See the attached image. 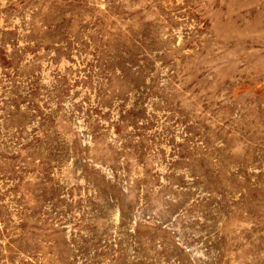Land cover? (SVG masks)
<instances>
[{
    "label": "rangeland",
    "instance_id": "1",
    "mask_svg": "<svg viewBox=\"0 0 264 264\" xmlns=\"http://www.w3.org/2000/svg\"><path fill=\"white\" fill-rule=\"evenodd\" d=\"M0 264H264V0H0Z\"/></svg>",
    "mask_w": 264,
    "mask_h": 264
}]
</instances>
